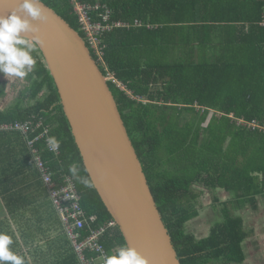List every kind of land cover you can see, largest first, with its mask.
Returning <instances> with one entry per match:
<instances>
[{"label":"trees","instance_id":"16d2710c","mask_svg":"<svg viewBox=\"0 0 264 264\" xmlns=\"http://www.w3.org/2000/svg\"><path fill=\"white\" fill-rule=\"evenodd\" d=\"M43 1L84 37L70 0ZM83 1L106 4L111 20L125 24L102 34L107 66L125 89L108 84L181 264L243 261L242 218L226 211L225 221L200 239L186 225L199 216L205 190L224 189L245 202L264 195V130L239 123L264 126V0ZM33 55L21 94L26 99L29 92L30 102L0 106V124L43 118L60 141L58 155L42 153L54 178L71 176L69 167L77 165L92 180L39 48ZM74 180L95 225L113 219L96 188ZM48 194L24 136L0 131V196L10 217L58 234L59 264H81ZM103 240L110 254L127 245L119 227Z\"/></svg>","mask_w":264,"mask_h":264},{"label":"water","instance_id":"95a60500","mask_svg":"<svg viewBox=\"0 0 264 264\" xmlns=\"http://www.w3.org/2000/svg\"><path fill=\"white\" fill-rule=\"evenodd\" d=\"M38 47L53 76L83 163L125 239L149 264H181L118 103L84 37L43 0ZM17 7L0 0V15Z\"/></svg>","mask_w":264,"mask_h":264},{"label":"built area","instance_id":"2783aa9c","mask_svg":"<svg viewBox=\"0 0 264 264\" xmlns=\"http://www.w3.org/2000/svg\"><path fill=\"white\" fill-rule=\"evenodd\" d=\"M73 12L77 15L80 28L86 36L92 52L96 55L98 64L101 62L107 70L105 77L107 81H113L121 89L125 86L120 82L115 74L110 71L105 60L106 46L102 40V34L114 27L125 25L120 21L111 20L112 10L100 2L96 4L83 0H70ZM141 25V21H136ZM100 65V64H99ZM129 92V91H128ZM221 115V114H220ZM239 123L248 125L253 129L259 128L264 130L258 121L247 122L239 120ZM41 129V130H40ZM0 131H18L20 132L29 146L34 163L37 166L42 180L52 195L57 206L64 227L67 228L68 237L80 259L81 264H104V258L109 255V251L103 240L108 231H114L118 225L114 219L95 225L96 216H89L83 206L80 204L81 196L75 180L70 175H65L62 181L54 178V171L43 157V151L47 150L55 155L60 153L59 148L53 152L49 150L47 138L50 136L51 127L44 124V120H26L25 122L1 123ZM44 139V143L39 148L37 143ZM88 228L89 233L83 235V230Z\"/></svg>","mask_w":264,"mask_h":264},{"label":"clouds","instance_id":"9594fccd","mask_svg":"<svg viewBox=\"0 0 264 264\" xmlns=\"http://www.w3.org/2000/svg\"><path fill=\"white\" fill-rule=\"evenodd\" d=\"M15 2V9L7 15H0V73L9 81L12 78L24 79L33 72L37 62L33 53L45 43L39 34V24L34 21H47L41 0ZM46 142L53 152L60 146L55 136H49ZM80 171L77 165L69 167V173L74 179L86 187H94V181L82 177ZM12 244V237L0 232V264H26L25 258L12 250ZM104 264H149V261L135 247L120 245L104 258Z\"/></svg>","mask_w":264,"mask_h":264},{"label":"crops","instance_id":"0c3cea01","mask_svg":"<svg viewBox=\"0 0 264 264\" xmlns=\"http://www.w3.org/2000/svg\"><path fill=\"white\" fill-rule=\"evenodd\" d=\"M207 191H210V223L211 221L213 222L217 216L222 220L221 222H217L214 228L225 221V212L228 211V213L242 218L244 229L247 233V237L243 242V250L245 253L244 260L238 263H227L224 261L222 264H264V195H259L257 202H245L244 200H239L234 192L214 188L205 190L202 199L203 203L206 202L204 198L207 195ZM48 195L52 205H54L50 194ZM206 205L204 203V207L202 206V208H205ZM219 211H221V216L219 215ZM246 213L254 214V219L249 216L246 217ZM193 221L192 219L190 222ZM210 223H204L201 227L205 229L210 226ZM29 224L30 227L26 228V218L22 217L16 220L10 217L0 196V232H5L12 237L13 244L10 246L12 250L23 256L26 260V264H59L57 251L59 250L58 247L60 244L55 242L59 239V235L52 232H39L33 225V219L29 221ZM187 225H190L189 222ZM199 227L200 225L190 227L191 230L189 232L194 234L193 232H198L200 230ZM64 229L66 236H68L69 234L66 227H64Z\"/></svg>","mask_w":264,"mask_h":264},{"label":"rangeland","instance_id":"374dc122","mask_svg":"<svg viewBox=\"0 0 264 264\" xmlns=\"http://www.w3.org/2000/svg\"><path fill=\"white\" fill-rule=\"evenodd\" d=\"M28 83L27 78L24 79H18V78H12L10 81L9 79L4 76L3 73H0V90H3V94L0 97V106L2 108H10L11 106L20 103L19 101L22 100V104H28L30 102V99L28 98L29 96V92L27 94V98H21V94L26 93V85ZM210 122V115L209 118L206 122L203 123L204 126H207ZM204 200L206 202L205 208L200 207L199 208V216L194 218L193 222H189L190 225H187V231L189 232L191 230L190 227L196 226V225H200V230L198 232H193L197 237L199 238H204V237H208L211 234V230L216 226L217 222H221L222 220L220 219V217H216L213 222L211 221L210 223V191H207V195L205 196ZM225 205V204H224ZM226 206V205H225ZM204 207V206H203ZM249 210V209H247ZM221 211H219V215H220ZM247 214V213H246ZM221 216V215H220ZM250 217L252 219H254V214H247L246 217ZM204 223H210V226L206 227L205 229H203L201 226ZM203 229V230H202ZM202 232V233H200Z\"/></svg>","mask_w":264,"mask_h":264},{"label":"bare ground","instance_id":"6f19581e","mask_svg":"<svg viewBox=\"0 0 264 264\" xmlns=\"http://www.w3.org/2000/svg\"><path fill=\"white\" fill-rule=\"evenodd\" d=\"M40 176H41V174H40ZM42 178V177H41ZM80 194V193H79ZM81 196V195H80ZM50 197H51V199H52V201H53V203H54V205H55V207L57 208V206H56V204H55V202H54V199H53V197H52V195L50 194ZM81 200V199H80ZM61 217V216H60ZM66 230H67V228H66ZM68 232V231H67ZM73 247H74V245H73Z\"/></svg>","mask_w":264,"mask_h":264},{"label":"flooded vegetation","instance_id":"af4514ba","mask_svg":"<svg viewBox=\"0 0 264 264\" xmlns=\"http://www.w3.org/2000/svg\"><path fill=\"white\" fill-rule=\"evenodd\" d=\"M227 263H230V262H227Z\"/></svg>","mask_w":264,"mask_h":264}]
</instances>
